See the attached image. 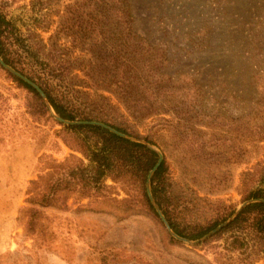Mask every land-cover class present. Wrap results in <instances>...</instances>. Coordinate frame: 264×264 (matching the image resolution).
<instances>
[{
	"label": "rangeland",
	"instance_id": "1",
	"mask_svg": "<svg viewBox=\"0 0 264 264\" xmlns=\"http://www.w3.org/2000/svg\"><path fill=\"white\" fill-rule=\"evenodd\" d=\"M93 1L0 0V17L10 24L14 56L26 58V45L43 49L35 69L77 60L81 100L97 110L92 104L102 97L120 102L109 62L121 42L115 32L102 33ZM127 2L133 30L166 59L151 75L152 83H162L164 100L130 120V130L162 155L177 201L172 217L196 232L247 202L256 164L264 162V0ZM96 44L105 63L91 57ZM7 72L0 68V264H264L253 242L238 249L230 233L177 240L128 177L107 178L89 196L58 191L52 206L27 203L46 178L40 186L30 182L52 170L42 157L56 164L70 155L88 161L74 151L73 139L66 137L73 149L62 141L58 121L41 113ZM132 96L148 98L139 91Z\"/></svg>",
	"mask_w": 264,
	"mask_h": 264
},
{
	"label": "trees",
	"instance_id": "2",
	"mask_svg": "<svg viewBox=\"0 0 264 264\" xmlns=\"http://www.w3.org/2000/svg\"><path fill=\"white\" fill-rule=\"evenodd\" d=\"M93 2L97 7L96 15L104 20L100 26L102 33L115 32L120 36L119 48H116L109 62L116 80L117 94L120 97L118 105H112L106 97H102L100 99L102 104H92L97 107V110L89 109L88 105L81 100L79 90L81 85L75 82L76 74L73 73L80 68L75 59L59 60L54 68L49 66L35 69L40 57L42 56L43 60L45 58L42 48H37L34 52L32 47L26 45L24 48L29 52L26 58L23 59L21 55L14 56V53L9 52L7 44L10 24L2 17H0V58L5 64L35 83L45 94L55 115L61 119L70 122L102 123L123 135L152 144L130 130L132 128L130 120L143 119L150 114L153 107L160 105L161 100H164V96L160 93L162 83L151 82L154 81L151 75L158 74V70L166 62L163 51L155 49L133 30V20L127 0H94ZM89 52L92 58L106 62L101 44H96ZM38 62L37 65L41 66L40 61ZM87 64L90 65L89 60ZM0 68L2 69L1 66ZM106 68L102 67V70ZM9 76L31 94L41 113L49 119L52 118L50 110L36 90L21 79L11 74ZM158 78L159 75L155 80ZM149 82L151 84H148ZM137 91L139 95L147 93L148 98L142 96L136 99L132 94ZM56 124L63 128L61 133H64V136L59 135L62 141L73 149L69 146L66 137L73 139L77 145L74 151L79 152L88 161V165H83L82 159L74 155H70L64 162L57 164L47 155L42 157L39 162L43 164L48 161L49 165H52V170L40 176L37 181L30 182V185L40 186V182L46 178L41 191L33 189L30 192L32 196L26 200L27 203L41 207L52 206L58 191L71 190L83 196H89L100 190L107 178L114 180L128 177L135 180L141 191L143 203L157 217L146 192L147 176L158 161L155 151L138 141L121 137L98 125H64L60 122ZM69 159H72L73 165L67 163ZM256 167V187L250 189L245 198V201L253 202L244 206L214 235L219 237L230 233L231 244L236 245L238 249L244 248L249 241L253 242L252 247L264 259V162L257 163ZM54 168L56 173H59V170L62 173L53 180L51 175ZM166 171V164L162 159L151 175L150 192L175 234L188 240H199L231 217L229 215L222 222H215L210 227L198 229L196 232H188L182 228L172 217L171 211L173 208L176 209L177 201L173 184L166 176ZM245 249L248 248L245 247Z\"/></svg>",
	"mask_w": 264,
	"mask_h": 264
},
{
	"label": "water",
	"instance_id": "3",
	"mask_svg": "<svg viewBox=\"0 0 264 264\" xmlns=\"http://www.w3.org/2000/svg\"><path fill=\"white\" fill-rule=\"evenodd\" d=\"M0 66L3 67L5 70H7L8 72H10L11 74H13L14 76H16L17 78L21 79L22 81H24L25 83H27L28 85H30L34 90H36V92L39 94V96L42 98V100L44 101V103L46 104V106L48 107V109L50 110L51 115L53 116V118L55 120H57L58 122L64 124V125H77V124H91V125H98L102 128L107 129L108 131L115 133L121 137L130 139L132 141H137L133 138H130L126 135H123L119 132H117L116 130L110 128L107 125H104L102 123H98V122H70V121H66L61 119L60 117H58L57 115H55V113L53 112L50 104L48 103L45 94L43 93V91L32 81H30L29 79H27L26 77H24L23 75H21L20 73H18L17 71H15L14 69H12L11 67H9L7 64H5L2 59L0 58ZM140 142V141H138ZM144 145H146L148 148L152 149L153 151H155L158 155V161L155 165V167L152 169V171H150V173L147 176V182H146V192H147V196L148 199L150 201V203L152 204V206L154 207L155 211L157 212V214L159 215L160 219L162 220L163 224L165 225L166 229L168 230V232L170 233L171 236H173L174 238H176L177 240L180 241H184V242H189L187 239L181 238L178 235H176L170 228L169 224L167 223V221L165 220V218L163 217L159 207L157 206V204L155 203L152 194L150 192V178L152 173L154 172V170L156 169V167L160 164V162L162 161V155L157 152L153 147H151L149 144L145 143V142H140ZM253 201H247L245 202L240 208L239 210H237L227 221H225L224 223H222L221 225H219L218 227H216L214 230H212L211 232H209L207 235H205L201 240L206 239L207 237L212 236L213 234H215L216 232H218L221 228H223L229 221H231L235 215L244 207L246 206L248 203H251ZM200 240L196 241L199 242Z\"/></svg>",
	"mask_w": 264,
	"mask_h": 264
}]
</instances>
